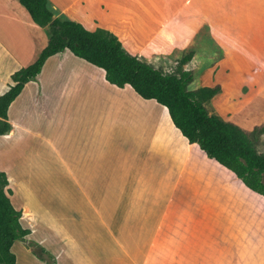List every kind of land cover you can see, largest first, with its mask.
I'll return each mask as SVG.
<instances>
[{"label":"crops","instance_id":"1","mask_svg":"<svg viewBox=\"0 0 264 264\" xmlns=\"http://www.w3.org/2000/svg\"><path fill=\"white\" fill-rule=\"evenodd\" d=\"M49 6L88 30H109L150 63L190 49L183 69L194 72L191 84L203 72L195 87L220 86L214 111L248 130L264 122V0ZM47 42L46 28L18 0H0V95ZM205 43L220 48L207 73L187 68ZM7 115L0 171L8 196L26 239L55 264H264V196L189 143L166 107L109 83L102 68L69 50L54 54ZM11 251L17 264H47L22 241Z\"/></svg>","mask_w":264,"mask_h":264},{"label":"trees","instance_id":"2","mask_svg":"<svg viewBox=\"0 0 264 264\" xmlns=\"http://www.w3.org/2000/svg\"><path fill=\"white\" fill-rule=\"evenodd\" d=\"M18 1L37 25L46 28L48 42L33 63L11 75L12 84L0 95V135L11 129L8 107L24 85L37 79L48 57L69 50L102 68L109 83L118 87L130 85L140 97L166 107L173 125L189 143L197 144L208 158L232 171L250 190L264 196V122L248 130L214 111L210 102L220 92L219 85L189 89L194 72L182 67L191 59L193 51L181 58L176 72H166L146 58L130 53L109 30L91 31L79 22L55 16L49 0ZM7 185V176L0 171V264H17L11 251L17 240L40 260L55 264L54 256L44 247L26 239L30 231L21 226V212L11 204L8 196L11 190Z\"/></svg>","mask_w":264,"mask_h":264},{"label":"rangeland","instance_id":"3","mask_svg":"<svg viewBox=\"0 0 264 264\" xmlns=\"http://www.w3.org/2000/svg\"><path fill=\"white\" fill-rule=\"evenodd\" d=\"M104 8H106V7H104ZM97 10H99L97 12L99 13V15L101 16V18L103 20H107L109 18L108 15H105V14L101 13V12H103V8L102 7L98 6ZM204 42H207V40L204 39ZM204 45H205L206 48L203 49L202 55L199 54V56L197 55L198 57L196 56L194 58L195 60L198 59V61L197 62L194 61V64H191V66L189 64V66L187 68H192L194 70H197V69H200V67H201V68H203V71L205 70L204 73H207V71H208V69H207L208 61H210L212 58H214V56L217 57L216 54L220 52V48H215V47L213 48L211 46L208 47V45L206 43ZM189 51H191V50L188 49V50H186V51H184L183 53H180V54L173 53L169 57H164V56L156 57V58H154L152 60L151 64H153L156 67H159V68L163 69L166 72H176L178 70L179 66H180L181 58L185 54H187ZM185 64H187V63H185ZM184 65H183L182 68H184ZM202 73H200L198 75L196 74V77L197 76L198 77L195 78V81L193 82V84L189 85V89L195 90V89L198 88V87L194 86L195 84H197V85L200 84L201 85L203 83V81L205 82L207 76H204V79H202V77H201ZM221 101H222L221 99L216 101V106L218 108H220V109H222ZM220 114H222V113H220ZM222 116H224V118H225L227 116V114L223 113Z\"/></svg>","mask_w":264,"mask_h":264}]
</instances>
